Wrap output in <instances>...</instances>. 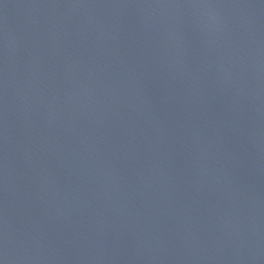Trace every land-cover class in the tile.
Listing matches in <instances>:
<instances>
[{
  "label": "water",
  "instance_id": "1",
  "mask_svg": "<svg viewBox=\"0 0 264 264\" xmlns=\"http://www.w3.org/2000/svg\"><path fill=\"white\" fill-rule=\"evenodd\" d=\"M0 264H264V0H0Z\"/></svg>",
  "mask_w": 264,
  "mask_h": 264
}]
</instances>
